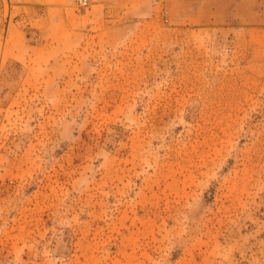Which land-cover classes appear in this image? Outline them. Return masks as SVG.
I'll return each instance as SVG.
<instances>
[{"label": "rangeland", "instance_id": "obj_1", "mask_svg": "<svg viewBox=\"0 0 264 264\" xmlns=\"http://www.w3.org/2000/svg\"><path fill=\"white\" fill-rule=\"evenodd\" d=\"M17 4L0 264H264V0L205 25L153 0Z\"/></svg>", "mask_w": 264, "mask_h": 264}, {"label": "crops", "instance_id": "obj_2", "mask_svg": "<svg viewBox=\"0 0 264 264\" xmlns=\"http://www.w3.org/2000/svg\"><path fill=\"white\" fill-rule=\"evenodd\" d=\"M21 9L25 5H67L71 0H18ZM155 3L165 5V11L169 18L179 21L181 24L205 25L222 24L230 16V0H153ZM0 5L5 16L9 18L13 14L12 0H0ZM24 10V9H23ZM64 10V9H62ZM9 26V25H8Z\"/></svg>", "mask_w": 264, "mask_h": 264}, {"label": "built area", "instance_id": "obj_3", "mask_svg": "<svg viewBox=\"0 0 264 264\" xmlns=\"http://www.w3.org/2000/svg\"><path fill=\"white\" fill-rule=\"evenodd\" d=\"M77 2L82 7H86L89 4V0H77Z\"/></svg>", "mask_w": 264, "mask_h": 264}]
</instances>
